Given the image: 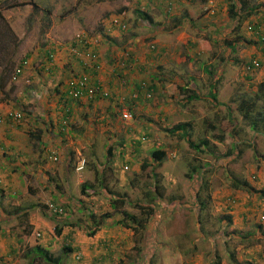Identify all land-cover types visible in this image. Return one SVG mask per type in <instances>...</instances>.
I'll use <instances>...</instances> for the list:
<instances>
[{
    "label": "rangeland",
    "instance_id": "rangeland-1",
    "mask_svg": "<svg viewBox=\"0 0 264 264\" xmlns=\"http://www.w3.org/2000/svg\"><path fill=\"white\" fill-rule=\"evenodd\" d=\"M36 1L45 2L56 20L74 8L79 13L77 7L82 6L80 0ZM12 2L0 0V56L5 60L15 55L12 65L4 68L6 77H12L13 67L22 58L30 62L37 44L44 48L43 39L47 38L41 42L35 33L37 29L26 30L28 19L23 26L11 28L3 12L11 14L15 21L28 8L24 1ZM92 2L84 0L83 5ZM226 2L228 6L214 0H177L170 10L164 0H125L118 1L112 10L104 9L101 15H107L98 19V25L105 17H121L127 24V30L117 37L120 54L135 46L140 36L142 61L136 67L137 74L154 88V93L149 99H140V110L132 109V114L136 113L131 122L136 129L130 131L122 125L125 123L117 116L110 98L106 104L76 103L77 108L89 109L75 114L78 125L72 120L73 113L68 117L69 131L56 126L55 133L51 116L41 117L46 146L37 145L34 156L12 159L2 171L16 179L14 189L7 190L9 193L0 190V258L9 264H51L31 251L39 245L51 257L59 258L57 264H144V260L151 261L148 264H215L217 260L221 264H264L263 225L256 218L259 214L255 212L250 219L249 214L242 217L236 211L243 201L251 206L261 196L258 191L245 190L243 185L234 186L241 185L243 180L254 186L264 178V122L259 124L258 131L252 132L251 119L242 117L241 111L235 112V139L240 141V147L238 153L231 155L229 144L215 139L211 127L228 117L231 104L243 100L255 99L251 113L264 110V92L244 80L248 73L261 68L260 65L251 71L246 69L250 60L257 59L252 45L257 47L254 41L260 35L253 29L264 34L262 19L259 28H248L245 10L262 16L264 0L237 1L235 10L243 17L237 29L236 20L228 14L230 2ZM16 10L18 14L14 13ZM138 12H147L151 20H142ZM204 16L215 18L213 26L201 22ZM31 25H38V21L35 19ZM88 29H75L68 37L57 40L64 44L78 32L99 33ZM259 41L262 43L256 40ZM150 43L158 46L159 52H148ZM42 55L44 58L45 54ZM207 67L213 70L214 80ZM217 75L236 77L233 90L227 88V83L222 88ZM191 82L195 90L190 89ZM54 88L50 87L49 95ZM192 92H197L200 99H188ZM182 121L190 124L186 131L189 141H208L207 146L201 145V151L190 146L181 132L169 131ZM143 133L148 137L139 141ZM256 136L258 144L250 141ZM107 145L114 151L109 162ZM154 150L165 151L161 162L151 159ZM54 155L57 160H53ZM81 159L85 160L84 166L77 171ZM146 160L148 165L142 168L140 163ZM196 169L198 173H191ZM242 193L249 196L244 199ZM115 198L122 200L114 207L111 202ZM201 201L204 207H200ZM49 202L62 205L63 213H52ZM123 211L139 218L144 228L134 229ZM123 217L127 226L120 223ZM55 227L61 228L59 233ZM64 246L72 250L65 251ZM140 250L142 258L136 255Z\"/></svg>",
    "mask_w": 264,
    "mask_h": 264
},
{
    "label": "crops",
    "instance_id": "crops-1",
    "mask_svg": "<svg viewBox=\"0 0 264 264\" xmlns=\"http://www.w3.org/2000/svg\"><path fill=\"white\" fill-rule=\"evenodd\" d=\"M18 1H24L26 6L28 7L26 8V14L21 18L18 17V19H15V21L14 17L11 14L3 12L4 17L9 22L11 28H13V26H23L24 21L28 19L27 23H25L26 30H28L29 28L32 29L33 27V29H37L35 33L39 34L41 42L44 40V48H42V45L40 46L39 43L37 44V39L33 40L34 43L36 42L37 48H35L33 50L34 53L31 54L30 65L26 67L23 70V73L16 79H12L11 76L6 77V70L4 69L5 67L9 68L12 65L15 55L11 58L7 57V59L5 60H3L0 56V112L3 114H5L6 112L18 110L24 112V119L22 121L15 122L11 121L10 119H6L0 123V177L3 179V184L0 186V190H6L5 193H9V191H7L8 189H14L13 184L16 179L15 175L7 174L5 176L4 174H2V171L5 169V164L6 166H8L9 164H11L10 161L12 159V161L18 160L17 158H19L20 156H26L29 154H32V156H34L33 149L36 148L37 145H39L40 147L46 146V129L44 123L40 121L41 117H45L47 115L51 116V119H53L54 121L53 130L55 131V133L57 131L56 126L61 128L60 113H62L63 108L61 107L62 99L60 98V96L64 94L65 91H67L70 81L75 76H79L80 73L86 72L91 76L93 81H99L102 86L103 93H100L94 100L96 101L95 105H98V102L100 103L102 101H105L106 104L107 98H110V102H115L116 99L121 97L122 94H125L129 98V94L131 93V91H133L134 88L138 85L140 75L137 74L138 70L136 69V67L139 66L140 60L142 61V57H140V36L135 40V46L126 48L129 50V54H131V57L129 59L131 62L127 66H124L122 62L120 63V60L123 59V56L121 57V54L124 53L125 49H123L122 53L120 54L119 49L121 44H118V41L120 39H117V37H120L118 36L120 34V30L112 28V26L110 25L111 18L109 19L108 17L100 20L102 21L101 24L98 25L97 23V21H99V18H101L103 15H107L106 13L101 15L104 9L107 11L112 10L118 1H124L125 3V0H93V4L89 3L86 5H83L84 0H80L79 3L82 6L77 7L80 10L79 13H76V8H74L71 13H68L66 15L63 13L61 16H59V19L57 18V20L54 19L53 14H51V12L54 13V11H51V9L47 6V4H45V2L41 3L37 2L36 0ZM160 1L161 0H159V2ZM214 1H216V3L222 4L223 6H228L226 2L228 0ZM12 3L15 4L16 0H14V2ZM64 3L66 5H70L74 2ZM59 7L62 9L63 5H59ZM245 11L248 12H246V14H248V23H250L251 25H255L256 23H258V27H260L259 25L262 23L261 19L264 20V14L260 16L254 13L251 14L249 12L251 10L249 9ZM14 13L18 14V10L14 11ZM124 15L126 18L127 16L125 11ZM119 18L121 19V17ZM35 19L36 21H38V25H31L35 21ZM16 22H18L17 25H15ZM43 22L45 23L43 24ZM201 22L213 26L215 18L213 16H204L202 17ZM215 25L216 27H219L218 23H216ZM81 27L89 28L88 30L96 29L95 31L99 32L96 37L103 38L100 39V45L95 46V52L98 53L99 62L101 64V68L98 72L90 67L84 66L81 61L73 58L69 54V51L66 50V44H68V42L61 44V41L57 40L58 38L68 37V35L75 29L77 30ZM50 33L52 34V36H49ZM101 33L104 35V37ZM255 33L257 34V32ZM258 34L260 36H264V34L261 32H259ZM45 36L47 38L42 40V38H44ZM107 37H109V39H107ZM254 40L255 39H253V41ZM256 40H260L259 37ZM256 40L254 41V44H257V47L254 45L252 46L255 51H257V56L255 57L259 60L261 68L259 71L255 70V72L253 73H248L244 80L249 82V84L253 85L254 87L257 86L256 88L263 93L264 89L261 88L260 84L264 82V55L261 51V46H259V42H256ZM49 47H52L54 49L56 56L53 65L50 64L51 66H49L47 62L44 61L45 58H43L42 55V53L45 54L47 52V49ZM64 49L66 51H64ZM112 60L113 62L109 63ZM19 62H17L15 66ZM110 64H112V66ZM15 66L13 68H15ZM227 77L228 76L219 77L217 75V78H220L218 83L222 84V88H225L227 83V88L229 90H233L232 86L238 79H236V77L234 79H230ZM5 79H8L7 83L11 84L9 88L6 85ZM192 84L193 82H191L189 86L191 87ZM53 86L56 88H54L53 94L49 95L48 92H52V90H50V87ZM105 92H108L109 95H104ZM255 94L259 93L255 92ZM48 101L51 102L48 103ZM76 103L87 104L91 102H86L85 100H79L78 102L69 101V106H67L70 108V115L73 113L72 120L75 125H78L75 114H80L82 113V111H88L89 107L85 106L84 108H77L75 106ZM133 106L135 110H140V99L136 100L133 103ZM47 109H51L50 112H48ZM94 109L96 110L95 107ZM89 112L91 113V110H89ZM72 120L69 119L70 122ZM35 136L37 137V139L33 138ZM250 141L258 144V136ZM129 155H126L125 157H129ZM254 186L255 189L258 190V193L262 196V199L256 201L257 204H253L251 206L246 205V201L242 202L243 205L241 207H238L237 205L236 211L242 217H244L246 214H249V218L252 219L255 212L261 214V211H264V178L261 181L259 180L258 184H254ZM245 196L248 197L249 195L247 193H242V197L244 199ZM252 206L255 207L250 209ZM257 216L256 218L258 219ZM262 225V229L264 230V222Z\"/></svg>",
    "mask_w": 264,
    "mask_h": 264
},
{
    "label": "trees",
    "instance_id": "trees-1",
    "mask_svg": "<svg viewBox=\"0 0 264 264\" xmlns=\"http://www.w3.org/2000/svg\"><path fill=\"white\" fill-rule=\"evenodd\" d=\"M164 1H166L168 3V5H169L168 8L171 10L173 8L172 5L177 0H175V1L174 0H164ZM181 1L186 2V3H189V2H192V1H195V0H185V1L184 0H181ZM200 1L206 3L207 1L211 2L212 0H200ZM228 1L230 2L229 3V8H228V14H229L230 18H232V20H234V19L236 20L235 29H237L241 25L242 18H243L241 14H239V15L237 14L239 11L236 12V10H235L236 9V6L238 5V3H237L238 0H234V1L228 0ZM188 11H190V10H188ZM252 13L255 14L254 11H252ZM138 14H139V17L142 18V20H145V21L146 20H148V21L151 20L149 14H147V12H138ZM253 26H254V28H259L257 23L255 25L249 24L248 25V28L251 29ZM253 30L255 32H257V34L259 33V31L255 30V29H253ZM260 40H261L262 43H260V41H259V44H261V51H262V53L264 55V50H263L264 49V36H260ZM147 49L149 50L148 52H159L157 50L158 49V46H156V45H153L152 48L148 47ZM48 52H49V48L47 49V52L45 53V57H44L45 60L48 58ZM147 58L149 59L150 57H147ZM77 60L81 61L80 59H77ZM151 61H153V59H151ZM121 62L124 63L123 64L124 66H127L131 61L130 60L121 59L120 60V63ZM206 71L213 78V73H212L213 70L207 67L206 68ZM214 78H213V80H214ZM216 79L218 80L217 77H216ZM139 81L140 80H138V82ZM211 85L212 86L214 85V81H212ZM260 85H261V88L264 89V82L261 83ZM152 88L153 87L151 85H148L146 87V86H143V85H140L139 84L129 94V98L131 100L125 94H122L121 97H119V99H121V98L123 99V101L127 104L126 105L127 109L131 112L132 109H134L133 103L136 100H139L141 98L147 99L146 96H145V92L146 91H150V93L153 95V93H154V90L153 89L154 88L153 89ZM190 89L195 90V87H194L193 84L191 85ZM134 92H137L138 93V97L137 98H133L132 97V94ZM200 97L201 96L199 94H197V92H192L191 94H188L187 95V98L190 99V100H192V99H200ZM211 97L212 98H215V94L212 93L211 94ZM60 98L62 99V106L61 107L63 108L62 113H60V116H61L60 117V121L62 122L60 124L61 125V129L64 130V131H69L70 128H68V126H67V123H68V120L67 119L70 116V112H69L70 108L68 107L69 106L68 103H69V101H79V100H76V99L72 98L71 96H69L68 93H67V91H65V93L62 94L60 96ZM94 100L95 99H93L92 101H94ZM254 105H255V99H253L252 102H246L245 100H243L241 103L231 104V107H229L227 109L228 117L225 118L218 125H211V127L213 128V131L215 133V139H218L221 142H227L229 144V146H228V152H230V153L228 155H231L232 153H234V151H236L235 153H238L239 152L238 151L239 150L238 147H240V141H236V139H235V136H236L237 131H238V126H237V122L238 121L236 119H234L235 112H237V111L240 112L241 111L243 113L242 117H244L245 119H251L250 128H251L252 132L258 131L259 124L264 122V110L257 111V112H252V113L250 112L251 107H253ZM112 106H113V109L115 108L114 111L116 112L117 116H119L120 120L123 121V123H125V124H122V125L124 127H126V130L130 131V130L136 129L134 127V124L131 122L132 118L135 117V113L136 112L134 113V115L132 114V118H130V119H124L122 117V115H121L122 112L120 111V107L118 108L117 99H116L115 102L112 103ZM21 112L23 113V115H22V120H23L24 119V112L23 111H21ZM64 121L66 122V124L63 123ZM110 124L112 126L114 125V123H112V122H110ZM188 126H190V124L187 121L186 122L185 121L178 122L174 126H172L169 131L171 133L181 132V134L183 136H186V139L189 141V137H188V135H186V133H187L186 131H187V127ZM146 137H148V135L146 133H143L142 135H140L139 141H141V139L144 140ZM33 138L34 139H37L36 136L33 137ZM137 142H138V140H137ZM248 143H249V141L247 142V144ZM189 145L190 146H193L195 149L201 151L202 150V149H200L201 148V145L207 146L208 145V141L205 140V139H202V141L200 143H198V144H194V142L189 141ZM106 153H107V162H109L111 156H113V153H114L113 147L111 145H107ZM164 156H165V151L164 150H154L151 153V159L153 161H156V162H161L163 160ZM57 159H58V157H57ZM140 165H141L142 168L145 167V166H147L148 165L147 160L146 161H141ZM125 166H127V165H125ZM125 166H124V168H125ZM198 170L199 169H196V170L192 171L191 173H196V172L198 173ZM253 177L255 178V177H258V176L257 175H254ZM243 181H242L241 185L239 184V185H234V186L235 187H242V185H243V188L245 190H247V191L250 190L253 193H255V192L258 191L257 189H255V186H251V184H249L247 181H244V182ZM192 188H194V187H192ZM259 196H261V195L259 194ZM261 199H262V196H261ZM119 200H122V199L121 198H117V199L115 198V199H113L112 202H111V206H114L115 207L116 204L118 203L117 201H119ZM192 202L194 204L198 203V201H192ZM199 205H200V207H204V203L202 201L199 203ZM122 213H123V216H126L127 217V220L130 221L134 225V226H132L134 229H138L140 226H142V228H144V226L140 224V219L137 218L134 214H130V213L126 212V211H123ZM261 213L264 214V211H261ZM92 217H93V214H92ZM124 219H125V217L122 218V221H120V223H123L124 225L127 226L128 225V224H126V221L127 220H124ZM259 223H260V221H259ZM260 224H263V222H261ZM258 226H259V229H260L261 226L259 224H258ZM60 229L61 228L55 227V230L58 233H59ZM96 230H97V228H95L94 231H96ZM91 233L93 234V231ZM262 233L264 234V230L262 231ZM64 250L65 251H71L72 248L67 247V246H64ZM31 251H33V253H35L36 255H38L41 258H43L48 263H51V264H55V263L57 264V263H59V258H53V257H51V255L49 254V252L47 250H45L44 248H41V246H39V245L32 247L31 248ZM136 252H138V251L136 250ZM141 253H142V250H140V254L136 253V255H139L140 258H142L143 256L141 255ZM0 262L2 264H9V262H6L5 259H2V258H0ZM150 262L151 261H145L144 260V264H148ZM215 264H221V263L219 262V260H217L215 262Z\"/></svg>",
    "mask_w": 264,
    "mask_h": 264
},
{
    "label": "built area",
    "instance_id": "built-area-1",
    "mask_svg": "<svg viewBox=\"0 0 264 264\" xmlns=\"http://www.w3.org/2000/svg\"><path fill=\"white\" fill-rule=\"evenodd\" d=\"M110 25L112 28H116L121 31H125L126 29V24L121 21L119 17H114L110 19ZM113 21V22H112ZM113 23V24H112ZM100 37L92 36L91 34L87 32H78L75 34L73 38H71L68 41V51L69 54L76 59H80L82 64L86 67H90L95 71H99L101 68V64L99 62V56L98 53L95 52V46L100 45ZM153 43L149 44V47H153ZM264 50V49H263ZM123 59L124 60H129L131 57V54H129V50L126 49L124 50V53H122ZM55 51L53 48L49 49L48 52V58L46 59V62L49 66L50 64L53 65L54 60H55ZM29 59L23 58L14 68L13 73H12V79H16L20 74H22L23 70L29 66ZM122 64H124L122 62ZM260 66V62L258 59H252L249 61L248 65L246 66V69L251 71ZM143 85V86H148L146 80H140L138 82V85ZM67 93L69 96L76 100H85L86 102H90L93 99H96L97 96L100 93H103V89L99 81H93L91 76L86 73H80L79 76H75L69 83ZM104 95L108 96L109 93L105 92ZM145 96L147 99L151 98L152 94L150 91L145 92ZM133 98L138 97V93L134 92L132 94ZM117 104L118 108L120 107V111L122 112V117L124 119H130L132 118V113L127 109L126 103L123 101V99H117ZM22 115L23 113L18 110V111H12V112H6L5 114L0 112V123L3 122L6 119H10L11 121L19 122L22 120ZM53 160H57V156L54 155L52 156ZM84 159H81V161L78 163L76 166L77 171H81V169L84 166ZM127 166H125V169ZM3 184V179L0 177V185ZM48 209L55 214H62L63 213V207L60 204L49 202L48 203ZM258 220L260 222H264V214H259ZM40 236V234H37ZM0 264H2L0 262Z\"/></svg>",
    "mask_w": 264,
    "mask_h": 264
},
{
    "label": "clouds",
    "instance_id": "clouds-1",
    "mask_svg": "<svg viewBox=\"0 0 264 264\" xmlns=\"http://www.w3.org/2000/svg\"><path fill=\"white\" fill-rule=\"evenodd\" d=\"M126 26H127V25H126ZM127 28H128V27H126L125 30H127ZM122 32H124V31H121L120 33H122ZM91 35H92V34H91ZM92 36H96V34H93ZM100 39H103V38H100ZM50 48H52V47H49V49H50ZM22 59H23V58H22ZM22 59H21V60H22ZM21 60H20V61H21ZM45 61H46V60H45ZM29 64H30V63H29ZM13 70H14V69H13ZM90 102H93V101H90Z\"/></svg>",
    "mask_w": 264,
    "mask_h": 264
}]
</instances>
